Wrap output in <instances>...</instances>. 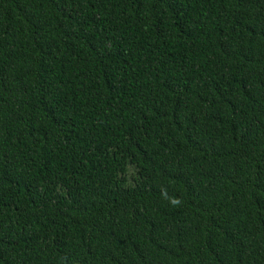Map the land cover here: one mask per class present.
<instances>
[{"label":"trees","instance_id":"obj_1","mask_svg":"<svg viewBox=\"0 0 264 264\" xmlns=\"http://www.w3.org/2000/svg\"><path fill=\"white\" fill-rule=\"evenodd\" d=\"M0 264H264V0H0Z\"/></svg>","mask_w":264,"mask_h":264}]
</instances>
